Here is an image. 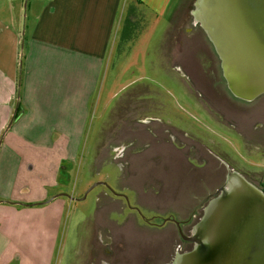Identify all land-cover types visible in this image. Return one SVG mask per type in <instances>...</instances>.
I'll return each mask as SVG.
<instances>
[{
  "label": "rangeland",
  "instance_id": "1",
  "mask_svg": "<svg viewBox=\"0 0 264 264\" xmlns=\"http://www.w3.org/2000/svg\"><path fill=\"white\" fill-rule=\"evenodd\" d=\"M47 1L29 0L24 7V1L0 0L2 20L7 11L21 5V63L22 34L29 26L32 8ZM193 2L172 0L166 14L159 18L135 6L137 11L131 17L135 23L129 27L127 40L122 35L131 3L124 6L120 28L91 91L88 112H53L67 124L64 131L71 132L73 144L78 142L77 134L80 136L70 172L64 174L57 165L56 157L62 153L23 145L24 160L10 202L36 204L28 207L37 212L31 219L37 215L40 221L47 218L54 224L51 264H90L92 249L100 243V248L107 246L112 252L109 258L99 256L103 264H172L178 246L188 247L180 242L176 225H161V219L171 218L183 226L193 210V220L198 219L202 202L223 179L216 177L213 159L199 170H187L184 160L177 159H186V148L177 151L182 144L173 145L169 134L178 137L184 131L190 138H184L185 142L202 141L215 154L219 150L217 142H222L221 150L238 162L230 161L231 164L243 163L255 171L264 168L256 147L247 146L242 153L234 139L197 113L212 119L210 112L245 109L226 102L220 64L193 20ZM180 7L171 23L173 13ZM20 105L22 109L21 102ZM244 112L252 113L232 115L235 126L244 130L246 139H255V144L256 139L264 140V96ZM213 120L220 121L217 117ZM252 120H259L261 126L253 128ZM257 177L248 176L254 185L258 184ZM100 182L105 186L97 185L88 191ZM59 193L75 200L57 197L41 204ZM64 201L65 208L59 209ZM48 206H56L57 212L42 211Z\"/></svg>",
  "mask_w": 264,
  "mask_h": 264
},
{
  "label": "crops",
  "instance_id": "2",
  "mask_svg": "<svg viewBox=\"0 0 264 264\" xmlns=\"http://www.w3.org/2000/svg\"><path fill=\"white\" fill-rule=\"evenodd\" d=\"M171 2L48 0L32 8L29 26L22 34V63L18 57L19 29L24 23L21 5L0 19V264H51L53 256L51 220L40 221L37 215L31 219L37 212L28 207L36 204L10 202L24 160L23 145L62 153L56 157L57 165L64 174L70 172L80 136L77 134L78 142L73 144L71 132L64 131L67 124L53 112H88L91 91L125 7L130 3L134 8L144 7L159 18ZM180 9L173 13L171 23ZM65 206L61 202L59 209ZM56 209L48 206L42 211L55 214Z\"/></svg>",
  "mask_w": 264,
  "mask_h": 264
},
{
  "label": "water",
  "instance_id": "3",
  "mask_svg": "<svg viewBox=\"0 0 264 264\" xmlns=\"http://www.w3.org/2000/svg\"><path fill=\"white\" fill-rule=\"evenodd\" d=\"M191 15L215 51L230 93L246 101L263 95L264 0H194ZM97 185L105 183L88 191ZM57 197L75 200L59 193L41 204ZM166 222L179 226L171 218ZM187 240L192 248L172 264H264V193L229 172Z\"/></svg>",
  "mask_w": 264,
  "mask_h": 264
},
{
  "label": "flooded vegetation",
  "instance_id": "4",
  "mask_svg": "<svg viewBox=\"0 0 264 264\" xmlns=\"http://www.w3.org/2000/svg\"><path fill=\"white\" fill-rule=\"evenodd\" d=\"M213 52H214V55L217 57L214 49H213ZM217 59H218V57H217ZM218 61H219V59H218ZM219 64H220V62H219ZM221 78H222L223 84L225 85V88H226V94H225L227 97L226 102L231 104V105H235L237 108H242V109L246 110L257 99H259L261 96H264V94L260 95L251 101L239 99L230 93V91L228 90V88L226 86V83H225L223 76ZM233 109H234V107H233ZM236 110H238V109H236ZM245 110H240L242 112H210V116L212 119H209L208 117L204 116L201 112H197V113H199V115H201V117H203L207 122H209V124H212L213 126H217V128H220L223 133H226L230 138L234 139L236 141V143L238 144V146L240 147V150L242 153L246 152L247 146L256 147L257 148V152H256L257 156H259L260 161H264V140L256 139V144H255L254 142H252V141H255V139H253L251 136L249 139H246L247 134L244 132V130L237 128L234 124L233 119H232V115H234V114H238L241 116H250V113H252V112H244ZM215 117L220 119V121L216 122V120H213V118L215 119ZM221 121H223L224 123ZM217 123H222L224 125L219 126ZM226 126L227 127L229 126V128H227ZM259 126H261L259 120H252V127L253 128H256ZM230 128H231V130H230ZM169 138H171V140H172L171 142L173 145L181 142V144H182L181 148L175 147L177 149V151L181 150L183 148H186V151L184 149V152H183V154L186 153V159H184V157L183 158H177V159L180 161L182 159L184 160L182 162L185 165L187 170H190V171L191 170L195 171V169L199 170L204 165H206L210 161V159H213L214 163H215V169L218 171V174L216 177L220 178L222 176L223 183L225 182L226 177H227L229 172L238 173L246 181H248L250 184L255 186L262 193H264V168H261V169H258L255 171L243 163H240L239 165L231 164L230 161H234L236 164L238 162L235 158L230 156L231 154H229L226 151L221 150L222 142H217V146H218L219 150H217L218 153L215 154V153H212V151H210L207 147H205L207 143H204L202 141L198 142L197 144L194 143L195 141L185 142L183 140L184 138H188V139H190V138L185 135L184 131H182V132L180 131L178 137H174L171 134H169ZM192 153H193L194 157L189 158L190 155H192ZM237 168H240V169L238 170ZM242 169L246 170V172H244ZM254 175H258V177L255 178L258 181L257 185H254L251 182V180L248 178V176L251 177ZM223 183L218 188H220L223 185ZM218 188L213 193L208 194L206 196V198L204 199V201L202 202V204L200 206L201 212H202L204 205L207 203L209 198L212 197L213 194L218 190ZM113 195L115 197H119V198L123 199V201L125 199L120 195H115V194H113ZM126 206L130 210L133 209V208L129 207L128 202H126ZM195 212L196 211L193 210L192 213H190L189 216H191V217H189V219H186L183 226H181L180 223H179V226H177L175 224L176 230H177V235L179 237L180 242L188 245V247L184 248V249L181 247V245H179L177 248V252H176L175 256L178 254H182L184 252L189 251L193 246V244L191 242H189L187 239L191 236L192 228H193L194 224L196 223V221L198 220V219L193 220L194 217L196 216ZM200 215H201V213L200 214L198 213V218L200 217ZM145 222L147 224H150L149 220H147ZM160 224L161 225L163 224V219H161ZM150 225L154 226L153 224H150ZM100 245H101V243H100ZM100 245L97 247H94L92 249V252H91L92 256L90 258V264H99V263L103 264L102 261L99 260V258H100L99 256H103L106 258L111 257L112 252H110L109 247L104 246L103 248H100Z\"/></svg>",
  "mask_w": 264,
  "mask_h": 264
},
{
  "label": "trees",
  "instance_id": "5",
  "mask_svg": "<svg viewBox=\"0 0 264 264\" xmlns=\"http://www.w3.org/2000/svg\"><path fill=\"white\" fill-rule=\"evenodd\" d=\"M134 11H135L134 6L130 5L128 7V10H127V15H126L125 24H124V30H123V35H122V39H124V40L129 39V35H130L129 27L133 26L135 23V21L131 19V17L134 16V14H135ZM18 111H19V107L13 116L14 120L18 117V114H19Z\"/></svg>",
  "mask_w": 264,
  "mask_h": 264
}]
</instances>
